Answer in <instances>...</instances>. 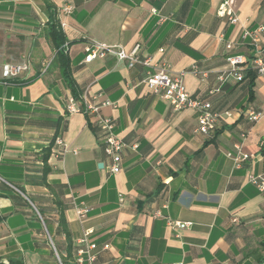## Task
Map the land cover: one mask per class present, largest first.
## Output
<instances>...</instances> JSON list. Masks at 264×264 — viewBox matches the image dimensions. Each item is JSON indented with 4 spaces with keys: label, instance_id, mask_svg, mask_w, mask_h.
<instances>
[{
    "label": "crops",
    "instance_id": "1",
    "mask_svg": "<svg viewBox=\"0 0 264 264\" xmlns=\"http://www.w3.org/2000/svg\"><path fill=\"white\" fill-rule=\"evenodd\" d=\"M220 2L52 0L58 11L64 4L74 6L58 13L79 96L110 101L101 112L113 118L115 132L127 144L122 169L112 174L98 127L87 115L66 109L73 94L53 62L43 0H0L4 262L60 264L49 235L65 255L68 242L58 231L63 213L74 251L83 237L97 245L94 264H264V191L250 181L251 175L264 177V116L252 125L243 115L250 107L264 112V74L256 75L252 87L231 79L220 92H209L218 85L227 54H250L241 35L245 27L264 24V0H231L239 23L217 15ZM84 37L127 49L139 44L142 57L168 62L173 73L187 71L185 84L193 97L232 115H222L214 137H205L196 131L194 109L175 111L143 82L145 66L128 67L113 55L85 62ZM227 43L233 47L227 49ZM6 62H29L30 68L5 84ZM193 67L207 76L194 74ZM57 135L69 150L61 159L50 155L44 184L42 150ZM239 142L250 157L236 167L226 152ZM78 206L87 207L85 218ZM167 217L192 225L175 230Z\"/></svg>",
    "mask_w": 264,
    "mask_h": 264
},
{
    "label": "built area",
    "instance_id": "2",
    "mask_svg": "<svg viewBox=\"0 0 264 264\" xmlns=\"http://www.w3.org/2000/svg\"><path fill=\"white\" fill-rule=\"evenodd\" d=\"M73 8L74 6L72 4H64L58 12L70 13ZM217 15L227 18L231 23L240 22L238 14L232 7L231 0H221L217 8ZM263 36L264 24L259 25L255 29H249L246 27L243 29L241 43L250 48V54L229 53L226 55V65L217 72L216 80L218 85L209 91L211 94L220 92L223 86L231 79H234L237 82L244 81L247 72H254L258 76L264 74ZM84 38V49L86 51L85 62H91L96 58H103L106 55H113L118 62H125L128 67H134L138 64L145 66L147 71L143 82L152 92L162 95L175 111H180L186 108L194 109L197 113L198 121L196 131L205 137H214L218 128V121L222 115H232L230 110L224 112L214 110L212 103L209 100L193 97L187 90L185 84V75L187 71L183 70L173 73L171 65L168 62L163 61L160 63H154L150 57H142L139 54V44H136L131 49H127L121 44H108L96 41L92 38ZM226 47L227 49H231L233 45L227 43ZM29 68V62L4 63L2 66L3 83L9 84L12 79L20 76L23 72L29 70ZM191 72L201 75L202 77L207 76V71L200 70L197 67H193ZM99 96H97V98ZM111 104L112 103L108 100L97 103L89 100L86 95H82L79 99H76L74 96H69L66 101V109L70 114L80 112L87 115L90 121L98 127L104 140V151L109 160L107 169L110 173L116 174L122 169L123 152L127 147V144L115 132V122L113 118L104 115L101 112L103 106ZM243 115L249 123L253 125L262 119L264 112L261 109L250 107L243 112ZM246 136L247 132L242 133V140H245ZM68 150L69 147L64 138L60 135L55 136L52 143L51 157L61 159ZM226 156L233 160L236 167H241L242 164L249 159L250 154L243 151L242 143L239 142L235 145L234 151L226 152ZM250 181L254 183L259 190L264 191L263 176L251 175ZM76 210L80 218H85L87 216V207L78 206ZM155 215L162 216L159 210L156 211ZM166 221L167 224L175 230L186 229L192 225L189 221L174 220L170 217H167ZM233 221L237 222L238 219L235 217L233 218ZM49 240L53 246V241L50 235ZM87 241L86 237H83L78 241V247L75 254L77 264H83L85 262H88L89 264L95 263L97 257V245L95 243L88 244ZM172 264H184V262L181 261Z\"/></svg>",
    "mask_w": 264,
    "mask_h": 264
},
{
    "label": "trees",
    "instance_id": "3",
    "mask_svg": "<svg viewBox=\"0 0 264 264\" xmlns=\"http://www.w3.org/2000/svg\"><path fill=\"white\" fill-rule=\"evenodd\" d=\"M44 2V6H45V10H46V14H47V21H46V31H47V35L48 37L51 39V43L53 45V47L55 48V55L53 58V62L59 67L60 72H61V76L63 78V80L65 81V83L69 86V88L72 91L73 96L76 99H79V92L77 89V85L76 82L73 78V74H72V67H71V60L70 57L68 55V39L67 36L65 34V31L62 27L60 18H59V13H58V9L54 6V4L52 3V0H43ZM256 79V73L254 72H247L245 75V79L247 80L249 85L252 87L254 85ZM32 80V79H31ZM251 98H253V92H251ZM214 139H212L211 141H213ZM52 143L53 140L51 141V143L42 150V154H43V181L42 183L47 184L46 183V177L47 174L50 172V167L48 164V160L49 157L51 155V149H52ZM261 151L264 153V144L261 148ZM41 217L43 219V221L45 222L47 229L49 231L48 225H47V221L44 217V214L40 211ZM2 221V217L0 216V222ZM58 231L61 234H64L67 242H68V248H67V252L65 255H63L58 246L56 241L51 237L52 241H53V248L59 252L58 255V259L60 261V264H77L76 259H75V254H76V250L74 251L73 247H72V243L70 240V234L69 231L67 229L66 226V219L63 215V213L60 214L59 216V221H58ZM77 249V248H76ZM0 264H25L23 260H18V261H9L8 263L4 262L1 257H0Z\"/></svg>",
    "mask_w": 264,
    "mask_h": 264
}]
</instances>
